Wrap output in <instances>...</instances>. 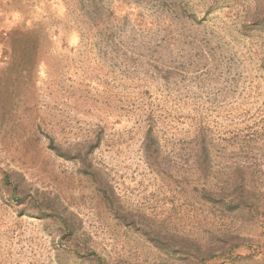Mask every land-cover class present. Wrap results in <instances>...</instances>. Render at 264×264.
<instances>
[{"label":"rangeland","instance_id":"obj_1","mask_svg":"<svg viewBox=\"0 0 264 264\" xmlns=\"http://www.w3.org/2000/svg\"><path fill=\"white\" fill-rule=\"evenodd\" d=\"M263 1L0 0V264H188L228 235L209 264H264Z\"/></svg>","mask_w":264,"mask_h":264},{"label":"trees","instance_id":"obj_2","mask_svg":"<svg viewBox=\"0 0 264 264\" xmlns=\"http://www.w3.org/2000/svg\"><path fill=\"white\" fill-rule=\"evenodd\" d=\"M108 12V11H107ZM250 19H248V25L251 27H261L264 26V1L259 2L256 5L253 6V10L250 11ZM112 13V12H111ZM109 13V15H111ZM113 14V13H112ZM100 19V18H99ZM98 18V22L100 21ZM101 26H103V22H99ZM99 27V26H98ZM106 32H108L110 29L108 27H103ZM203 53V52H202ZM197 55V60L201 61L205 59L203 54ZM163 68V74L164 77H161L162 80H169L168 75L173 74L174 67L170 66H162ZM178 67H175V70H179ZM153 118H150L151 121H149V127L148 130L145 133V137L143 139V149L145 151V155L147 158H154L156 160L160 156V144H159V139L154 133V127H151L153 124H155L152 120ZM194 143L196 145V150H195V157L198 163L200 164V170L206 175L209 176L212 173V167H213V161L217 158L223 157V152L221 149V145L219 143H213L211 141V133L208 130L207 127L203 124H199L197 129H194ZM99 137L90 139L86 146L88 148H94L99 145ZM80 155V154H79ZM94 173V172H93ZM95 174V173H94ZM246 185L240 184V186L237 183L233 184V187L228 190V193L225 194L223 192H217L215 191L216 189H208V191H203V195L205 197L207 196H213L217 197V200H220L223 205L234 208L235 206H238L239 199H237V191L242 190L244 193V196L248 193V190ZM244 198V197H243ZM238 201V202H237ZM158 239V237L156 238ZM247 239L243 236L240 235H228L223 238V243H221L220 248H202L199 246L197 243H193L194 245V250L192 245H189V248L191 249V252H188L187 256V261L188 264H209L212 262L214 258H223L225 254L229 253V256L231 255L230 253L235 250V249H240V248H246L248 245L246 244ZM199 256L201 258L197 259ZM215 256V257H214ZM193 259L192 261H190ZM196 260V263H193Z\"/></svg>","mask_w":264,"mask_h":264}]
</instances>
